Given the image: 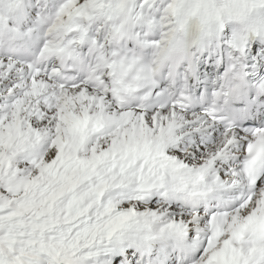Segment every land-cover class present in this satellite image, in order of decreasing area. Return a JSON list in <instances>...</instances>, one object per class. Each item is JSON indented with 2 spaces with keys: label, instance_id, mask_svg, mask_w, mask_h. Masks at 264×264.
Here are the masks:
<instances>
[{
  "label": "snow or ice",
  "instance_id": "1",
  "mask_svg": "<svg viewBox=\"0 0 264 264\" xmlns=\"http://www.w3.org/2000/svg\"><path fill=\"white\" fill-rule=\"evenodd\" d=\"M0 264H264V0H0Z\"/></svg>",
  "mask_w": 264,
  "mask_h": 264
}]
</instances>
